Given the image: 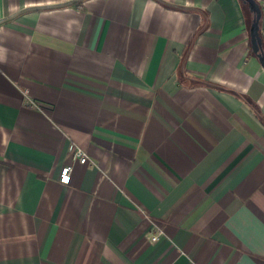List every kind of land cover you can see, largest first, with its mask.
Returning <instances> with one entry per match:
<instances>
[{
	"label": "crops",
	"instance_id": "1",
	"mask_svg": "<svg viewBox=\"0 0 264 264\" xmlns=\"http://www.w3.org/2000/svg\"><path fill=\"white\" fill-rule=\"evenodd\" d=\"M252 16L240 0H0V264H264Z\"/></svg>",
	"mask_w": 264,
	"mask_h": 264
},
{
	"label": "water",
	"instance_id": "2",
	"mask_svg": "<svg viewBox=\"0 0 264 264\" xmlns=\"http://www.w3.org/2000/svg\"><path fill=\"white\" fill-rule=\"evenodd\" d=\"M248 8L252 11L253 16L249 24L250 48L260 57V61L264 66V53L260 47V41L257 33V21L260 15V6L256 0H244Z\"/></svg>",
	"mask_w": 264,
	"mask_h": 264
},
{
	"label": "built area",
	"instance_id": "3",
	"mask_svg": "<svg viewBox=\"0 0 264 264\" xmlns=\"http://www.w3.org/2000/svg\"><path fill=\"white\" fill-rule=\"evenodd\" d=\"M27 90H28L27 88L24 89L25 92ZM26 101L29 102L30 100L26 98ZM86 156H87L86 155V152L83 149H81L79 147L76 148V150H75V157H76V159L78 161H80V162L85 161L86 160ZM71 166H72L71 163H65L64 165L61 166V168H60V175H59V179L61 181H67L68 180ZM157 236H158L157 233H154V234L151 235V238L154 239Z\"/></svg>",
	"mask_w": 264,
	"mask_h": 264
},
{
	"label": "trees",
	"instance_id": "4",
	"mask_svg": "<svg viewBox=\"0 0 264 264\" xmlns=\"http://www.w3.org/2000/svg\"><path fill=\"white\" fill-rule=\"evenodd\" d=\"M240 1H241V3H242L244 6H247V3H246L244 0H240ZM247 7H248V6H247ZM258 23H259V18H258V21H257V29H258ZM238 94H240V93H238ZM240 96H241V95H240ZM254 108H255V110L257 111L255 105H254ZM257 114H258L260 120H262V121L264 122V115L261 114V113H259V112H258Z\"/></svg>",
	"mask_w": 264,
	"mask_h": 264
}]
</instances>
